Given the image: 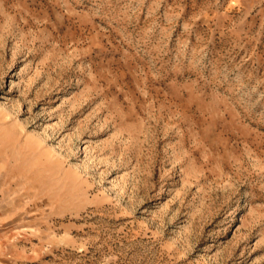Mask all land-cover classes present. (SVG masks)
I'll return each mask as SVG.
<instances>
[{
    "label": "rangeland",
    "instance_id": "rangeland-1",
    "mask_svg": "<svg viewBox=\"0 0 264 264\" xmlns=\"http://www.w3.org/2000/svg\"><path fill=\"white\" fill-rule=\"evenodd\" d=\"M0 264H264V0H0Z\"/></svg>",
    "mask_w": 264,
    "mask_h": 264
}]
</instances>
